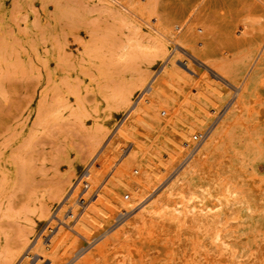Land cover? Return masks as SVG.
<instances>
[{
    "label": "bare ground",
    "instance_id": "1",
    "mask_svg": "<svg viewBox=\"0 0 264 264\" xmlns=\"http://www.w3.org/2000/svg\"><path fill=\"white\" fill-rule=\"evenodd\" d=\"M102 1H109L105 7L117 11L119 15L117 14L116 19L130 31L124 43L115 52L118 61L100 59V69L95 78L90 76L85 80V76H88L87 67L92 62L90 55L85 54L87 64H79L73 73L69 71L70 65L67 60L52 55L56 60L57 70L51 78L47 75L46 87L36 91L34 96L37 100L34 108L35 117L29 134L34 135L38 127L45 128L47 122H51L49 117L62 113L67 108L68 115L82 131L83 144L86 145L83 147L85 148L83 154L76 150L80 142L75 145L76 149L72 146L61 149L56 146L59 150L55 149L57 155L53 164L57 170L65 168L68 175H62L51 184L36 185L31 166L25 164L24 156L17 150L19 145H15L13 140L0 143V233L4 227L9 226L10 221L6 220L21 224L29 220L34 222L37 218L44 223L55 206L59 205L52 216L53 220L46 224L37 240L39 253H28V257L32 256L37 262L41 260L42 264H60L70 258L74 246L79 244L77 239H82V234L87 229L85 220L94 221L99 215H108L109 219L114 220L119 215L120 208L113 201L120 198L113 187H120V190L129 193L130 197L133 188L142 190L144 196L156 186V183L152 184L146 175L147 169L142 160L135 162L137 157L133 160L132 156H129L132 154L133 146L128 144H134L133 138L138 133L144 114H152V109L159 105L162 98L176 91L174 84L178 79V72L186 71L192 66L198 68L209 66L213 73L206 72L205 78L210 81L211 77L217 84L212 85L208 82L200 84L196 89L198 102L205 99L203 89L213 88L210 92L222 104L228 98L227 89H230L231 84L234 88L232 91L236 93L237 90L239 96L226 118L229 121L228 125L242 126L247 119L258 120L264 124V26L255 34L252 33V37H244L237 31L242 35L241 39H237L236 33L226 24L203 28L201 35L194 30L192 22L198 8L185 12L182 25L174 26L175 24L165 25L152 18L151 6L140 4L139 0L132 1L131 5L123 0ZM242 5L254 14L263 12L260 16L264 17V0H243ZM132 17L144 22L148 28L146 35L141 34L140 24ZM176 28L180 29V32L178 29L176 32ZM218 33L224 34L221 44L225 46V54L220 53L216 46L209 44L211 47H205L203 38L208 35L215 37ZM180 44L185 48H178ZM43 47V44L38 43V49ZM172 47H175L174 55L167 57ZM236 49H243V56L237 59L236 64L226 67L203 58L198 62L188 57L189 50L200 52L202 55L204 53L205 57L210 59L216 56H231L230 52ZM84 51H87V48ZM145 52L148 55L144 67L147 72L142 71L140 63L131 61L138 54ZM81 56L82 60L83 55ZM161 63L165 66L164 69L168 70L167 78L162 83H152L151 66L156 67ZM73 76L75 79L85 80L90 87L86 92L89 91L95 100V104L89 108L90 112L100 109L102 104L104 108L102 115L92 117L88 121L84 97L73 91L74 98L70 99L71 93L68 90L65 94L57 91L63 85L66 89L72 85L67 78ZM50 83L57 85L51 86ZM149 85L151 93L147 95L146 88ZM72 86L75 88V85ZM140 92L143 96L138 103V109L131 112L111 140V144L104 149V142L110 134V129L120 116L130 113L132 103ZM186 99L197 105L189 97ZM181 109L182 105L174 108L165 122L174 121L175 114ZM31 113L32 111L29 115ZM88 125L89 128L83 129ZM195 126L197 132H203L207 124L197 121ZM192 132V128H188L181 134L187 149L193 148ZM33 135H30L27 142L31 141ZM23 141L20 139L18 143L21 144ZM72 143L74 142L69 141L64 145ZM207 144L209 143L207 142L197 152L199 157L193 163V169L184 178L169 184L148 207L144 208L142 217L135 220L138 226L130 222L115 231L114 238L123 240V243H119L120 250L130 252L138 240L141 242L143 240L163 247L170 258L179 261L190 250L195 252L196 259L213 254L217 248L222 251L228 250L227 241L224 239L229 224L234 219L233 213L239 211L244 203H259L260 190L254 183L245 182L240 189L239 197L234 201L235 193L232 189L241 184L238 183L240 176L234 174L228 178L227 174L233 169L230 158H223L218 147L208 149ZM64 145L62 144V147ZM207 149L211 154L208 153L209 156L203 159L202 156L205 154L203 150ZM84 169L85 173L79 176ZM41 171L42 169L38 173ZM108 177L107 182H104ZM130 206L127 205L123 211L128 213ZM76 217L81 218L70 225V221ZM235 218L241 216L237 214ZM35 230L34 226L19 230L16 241L11 240L3 231V238H0V264H14L28 246Z\"/></svg>",
    "mask_w": 264,
    "mask_h": 264
},
{
    "label": "rangeland",
    "instance_id": "2",
    "mask_svg": "<svg viewBox=\"0 0 264 264\" xmlns=\"http://www.w3.org/2000/svg\"><path fill=\"white\" fill-rule=\"evenodd\" d=\"M132 1L138 0H123L129 5ZM106 2L102 0H0V143L13 140L15 145H19L17 150L24 156L25 164L31 166L36 185L51 184L62 175H68L65 168L57 170L53 164L57 155L56 146L60 149L70 146L75 148L77 147L75 145L80 142L75 149L83 154L85 150L83 147L86 145L83 144L82 131L68 115L69 108L49 117L51 122H47L46 129L38 127L36 134H29L35 117L34 108L37 100L34 96L36 91L46 87L47 75L51 78L57 70L56 60L52 58V55L55 58L59 56L62 60H67L70 73H73L79 64H87L85 54L90 55L92 62L87 67L88 76H85V80H88L90 76L95 78V74L100 69V59L118 61L115 52L124 43L130 31L116 19L119 15L117 11L105 7ZM138 2L151 6L152 18L158 19L165 25L175 24L174 26L182 25L181 21L185 12L198 8L192 22L195 27L198 26L196 29L193 26L194 30L201 35L203 28L226 24L236 33L235 37L241 39L240 32L244 37H252V33L255 34L264 26V17L260 16L263 12H259L258 15L248 11L242 5L243 0H139ZM132 18L140 24L141 34L146 35L148 28L144 22L137 20V17ZM177 29L176 32L178 30L180 32V29ZM223 39V33H218L215 37L208 35L203 38L206 48L216 46L220 53L225 54V46L221 44ZM38 43L43 44L44 47L38 49ZM180 45L178 48H185L182 44ZM86 48L87 51H84ZM174 48L169 50L167 57L174 55ZM189 52L191 55L188 54V57L196 61L206 59L208 62L219 63L223 67L236 64L237 59L244 54L243 49H236L230 52L231 56H216L209 59L204 53L202 55L196 51L189 50ZM81 55H83L82 60ZM131 61L140 63L142 71L147 72L144 68L148 61L147 52L138 54ZM151 67L152 83L164 82L168 71L164 69L165 66L161 63ZM209 71L213 73L209 66H200V68L192 66L186 71L178 72V79L174 84L176 91L162 98L159 105L152 109V114H144L138 133L133 138L134 144H128L133 146L132 154L129 156H132L133 160L137 157L135 162L142 160L147 169L146 175L152 184L156 183V186L153 189L150 188V192L144 196L142 190L133 188L130 197L129 193L123 192L120 187H113L120 198L113 201L120 208L119 215L114 220L109 219L108 215H99L94 221L85 220L87 229L83 232L82 239L76 237L79 244L74 246L70 258L60 264H79L80 262L81 264H264V124L258 120L247 119L242 126L228 125L226 118L239 96L237 90H235L236 93L232 91L234 88L231 84L230 89H227L228 98L222 104L210 92L213 88L203 89L205 99L202 100L203 102H198L196 89L200 84L203 82L217 84L211 77L210 81L205 78L206 72ZM85 80L75 79L74 76L67 78V81L75 85V88L70 85L66 89L63 85L57 91L65 94L68 90L71 93L70 99L74 98L73 91L84 97L87 120L90 121L92 117L102 115L104 108L100 104V109L90 112L89 108L95 104V100L89 91L86 92L90 87ZM55 85L57 84L51 86ZM150 85L146 88L147 95L151 93ZM142 96L141 92L138 93L130 113L117 119L104 142V149L111 144V140L131 112L138 109ZM188 97L197 105L187 101ZM181 105L182 109L175 114L176 119L165 122L170 117V112ZM30 111H32L31 115H29ZM197 121L207 124L205 131L197 132L195 126ZM89 127L90 125L83 129ZM188 128L193 130L192 149H187L181 139V134ZM30 135H33V138L27 142ZM20 139L24 140L21 144L18 143ZM69 141L74 143L64 145ZM207 142L208 149L218 147L223 158H230L233 169L227 177L231 178L234 174L240 176L238 183L241 184L232 189L235 193L234 201L239 197L240 189L245 182L254 183L260 190L259 203H244L239 211L233 213L234 219L230 222L224 239L227 241L228 250L222 251L217 248L213 254L201 259H196L195 252L190 250L180 261L170 258L163 247L143 240L142 242L138 240L134 245L135 248L130 252L120 250L119 243H123V240L114 238L115 231L130 222L138 226L135 220L142 217L144 208L148 207L169 184L184 178L193 169V163L199 157L197 152ZM208 149L203 150V153H207V155L203 154V159L211 154ZM41 169V173H38ZM82 173H85V169L79 173V176ZM108 179L109 177L104 182ZM127 205H131L128 213L123 211ZM58 206H55L44 223L37 218L34 222L29 220L21 224L6 220L10 221L9 226L1 230V239L3 231L11 237V240L16 241L19 230H26L30 226L36 228L28 246L14 264H42L41 260L37 262L32 256L28 257V253H39L37 240L46 224L53 220L52 216ZM237 214L241 218H235ZM80 218L72 219L69 224H75ZM124 238H126L125 235Z\"/></svg>",
    "mask_w": 264,
    "mask_h": 264
}]
</instances>
